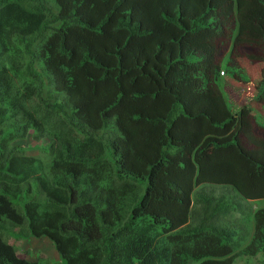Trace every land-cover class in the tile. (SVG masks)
I'll return each instance as SVG.
<instances>
[{"label": "trees", "instance_id": "1", "mask_svg": "<svg viewBox=\"0 0 264 264\" xmlns=\"http://www.w3.org/2000/svg\"><path fill=\"white\" fill-rule=\"evenodd\" d=\"M223 39L264 60V0H0V264H43L6 242L7 222L65 264L264 260V207L238 252L195 192L264 200V138L223 90L221 70L239 74ZM6 134L47 141L50 162Z\"/></svg>", "mask_w": 264, "mask_h": 264}, {"label": "rangeland", "instance_id": "2", "mask_svg": "<svg viewBox=\"0 0 264 264\" xmlns=\"http://www.w3.org/2000/svg\"><path fill=\"white\" fill-rule=\"evenodd\" d=\"M217 49L218 60L222 62L225 60L223 62L224 67H227L226 59L230 58L232 59L230 66L239 73L232 77V74L225 72V76H222L224 78L222 87L228 94L227 96L233 104L234 111L242 109V106L247 104L255 108L252 118L254 132L257 136L264 138V97L257 98L260 83L264 80V60L256 61L251 58H261L262 51L243 46L242 44L235 43L234 46L233 40L226 39L218 42ZM5 138L7 139L5 146H7L8 150L13 152L22 150L26 155L41 156L45 163L50 162L51 156L45 150L47 141L38 142L33 137V134H30L25 140L17 139L11 141L8 138V134H6ZM244 143L246 142L244 141ZM196 190L198 194L206 193V197H202L203 201L212 200V209L217 210V216L219 217L217 220L218 226L229 228L230 230L235 228L233 231L236 234L238 232L237 235L242 241L241 245L245 246L247 240L243 231L246 232L247 229L250 231L253 226V210L256 206L263 208L264 200L251 203V201L244 199L229 186L219 187L206 184L205 187L199 186ZM248 204L251 205L252 209ZM6 229L7 232L2 231L6 242L12 244L21 257L29 260H39L43 264H65L59 256L56 246L48 239H33L25 237V235L18 237L19 233H21V228H15L10 222H7ZM163 238L166 239V236ZM165 247L169 249V255L171 256V245L167 242ZM238 250L241 251V248H238ZM234 264H264V260L261 255L249 257L242 254L237 255Z\"/></svg>", "mask_w": 264, "mask_h": 264}, {"label": "clouds", "instance_id": "3", "mask_svg": "<svg viewBox=\"0 0 264 264\" xmlns=\"http://www.w3.org/2000/svg\"><path fill=\"white\" fill-rule=\"evenodd\" d=\"M231 63V62H230ZM225 66V65H224ZM222 76H225V70H221V77ZM224 78L222 77V80H223ZM223 90H224V88H223ZM224 92L226 93V91L224 90ZM228 95V94H227ZM228 99H230V98H228ZM231 101V100H230ZM232 104V103H231ZM244 106H251V105H244ZM242 108H243V106H242ZM232 109H233V104H232ZM234 110V109H233ZM240 110V109H239ZM238 110V111H239ZM237 112V111H236ZM196 189H197V187H196ZM195 189V192L197 191ZM193 199H194V196L192 197ZM247 200V199H246ZM249 201H251V200H249ZM258 201H261V200H258ZM258 201H251V203H255V202H258ZM249 206H250V208L252 209V207H251V205L250 204H248ZM260 208L259 207H255V209L253 210V215H254V213L257 211V210H259ZM252 228H250V231L248 230V233H247V235H248V238H247V243L245 244V246H242L241 245V251H243V249L245 248V247H247L248 245H249V243H250V241H251V239H252V237H253V233H254V219H252ZM245 234V233H244ZM240 240V238L238 237V235H236V241L238 240V239ZM237 251L239 252V250H238V248H237Z\"/></svg>", "mask_w": 264, "mask_h": 264}]
</instances>
